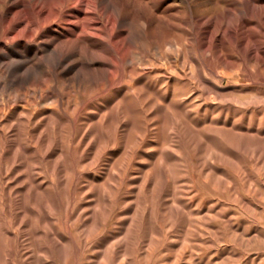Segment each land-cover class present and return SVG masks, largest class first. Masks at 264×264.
Masks as SVG:
<instances>
[{
    "label": "rangeland",
    "instance_id": "rangeland-1",
    "mask_svg": "<svg viewBox=\"0 0 264 264\" xmlns=\"http://www.w3.org/2000/svg\"><path fill=\"white\" fill-rule=\"evenodd\" d=\"M23 1L0 19V264H264V0Z\"/></svg>",
    "mask_w": 264,
    "mask_h": 264
},
{
    "label": "bare ground",
    "instance_id": "bare-ground-1",
    "mask_svg": "<svg viewBox=\"0 0 264 264\" xmlns=\"http://www.w3.org/2000/svg\"><path fill=\"white\" fill-rule=\"evenodd\" d=\"M84 2L86 1L87 3H93L94 5H98L100 2H101V0H83ZM104 1V0H103ZM157 1V0H156ZM192 1H194V0H192ZM221 1H223V0H208V3H214V2H221ZM238 2H240V0H237ZM246 2L244 3L246 6H248V0H245ZM190 2V1H189ZM66 3V2H65ZM105 3V2H104ZM103 3V4H104ZM108 3V4H107ZM114 3V2H113ZM29 4V3H28ZM106 5L104 6V9L108 6V5H110V2H106L105 3ZM216 4V3H215ZM242 4V3H241ZM59 5V4H58ZM29 6V5H28ZM46 7V6H45ZM92 7V6H91ZM111 7V6H110ZM253 7V6H252ZM254 7H256V6H254ZM18 8H22V9H20V10H18V11H16ZM34 8V7H33ZM51 8V7H50ZM50 8H40V9H37V13L38 14H40V17L42 16V19H43V21H45V22H47V21H49L50 19H52V18H54V17H59V15H61L60 14V12H59V8H56V9H54V7L52 8V9H50ZM261 8H262V6H261ZM264 8V7H263ZM86 9V8H85ZM84 9V11H86ZM91 9V8H90ZM110 9V8H109ZM109 9H107V10H109ZM33 10V9H32ZM152 10V9H151ZM83 10H80V14H82V13H84V17H83V19H88V22H87V25H75L76 26V30L77 29H80V32L82 33V34H84L86 37L87 36H91V35H95V34H92L93 32L92 31H94L93 30V28L91 27V26H94V25H97L98 23H99V21L98 20H100L98 17H94L95 19H93L92 17H90V14H89V16H87L88 14L87 13H85ZM97 11H99V10H97ZM32 12V11H31ZM62 12V11H61ZM68 12V11H67ZM66 12V13H67ZM103 12H104V10H103ZM263 12V11H262ZM22 14L23 16L21 17L22 18V22L23 21H28V20H31V16H30V11L27 9V5L24 3V1L23 0H4L3 2H1V0H0V19H2L3 20V22H2V24L4 23L5 24V27L6 26H10V23L15 19V17H17L16 15L17 14ZM33 13V12H32ZM90 13V12H89ZM99 13V12H98ZM116 13V12H115ZM100 14V13H99ZM198 14V13H197ZM215 14H217V16H219V13H215ZM263 14V13H262ZM33 15V14H32ZM93 15V14H92ZM91 15V16H92ZM96 15H98V14H96ZM95 15V16H96ZM63 16V15H62ZM66 16H69V17H73L74 16V14H71V13H69V14H66ZM94 16V15H93ZM119 16V15H118ZM205 17L207 16V18L209 19V21L210 22H212L213 21V19H214V17H213V15H212V13H210V12H207L206 13V15H204ZM20 17V16H19ZM77 17V16H76ZM81 18V17H80ZM102 18H103V16H102ZM115 18V17H114ZM118 18V17H117ZM37 19V18H36ZM41 19V18H40ZM63 19V18H62ZM92 19V20H91ZM222 19V18H221ZM67 20V19H66ZM66 20H63V21H66ZM77 20H79L78 18H77ZM218 20V19H217ZM39 21V20H38ZM51 21V20H50ZM87 21V20H86ZM101 21V20H100ZM103 21V20H102ZM18 22H20V21H18ZM21 22V23H22ZM31 22V21H30ZM40 22V21H39ZM68 22L69 21H67V23H65V24H68ZM71 22H73V21H71ZM76 22V21H75ZM74 22V23H75ZM78 22V21H77ZM76 22V23H77ZM81 21H79V23H80ZM117 22V21H116ZM24 23H26L27 24V22H24ZM33 22H31V24H32ZM41 23V22H40ZM70 23V22H69ZM117 23H119V22H117ZM25 24V25H26ZM63 24H64V22H63ZM80 24H82V23H80ZM115 24V23H114ZM16 25V24H15ZM33 26H34V24H32ZM42 25V24H41ZM112 25V24H111ZM116 25V24H115ZM227 25V24H226ZM245 25V24H244ZM31 27V26H29V23L25 26V27ZM25 27H24V29H25ZM36 27V26H35ZM96 27V26H95ZM112 27H115V26H112ZM111 27V28H112ZM238 27H240V26H238ZM4 28V27H3ZM33 28V27H32ZM41 28V27H40ZM51 28V27H50ZM12 29V28H11ZM15 29V28H14ZM42 29V28H41ZM91 29H92V31H91ZM222 29V28H221ZM27 30V29H26ZM32 30V29H31ZM35 30V29H34ZM67 30V29H66ZM70 30V29H69ZM97 30V29H96ZM114 30H115V28H114ZM114 30H113V32H114ZM23 31V30H22ZM71 31V30H70ZM78 31V30H77ZM92 33H91V32ZM98 31H100V28H99V30ZM214 31V30H213ZM223 31V30H222ZM6 32V31H5ZM15 32V31H14ZM19 32V31H18ZM28 32V31H27ZM97 32V31H96ZM112 32V31H111ZM112 32V33H113ZM122 32V31H121ZM217 32H219V31H217ZM16 33H17V31H16ZM15 33V34H16ZM73 33V32H72ZM99 33V32H98ZM212 33V32H211ZM7 34V33H6ZM214 34V33H213ZM78 35V34H77ZM97 35V34H96ZM113 35V34H112ZM9 36V35H8ZM7 36V37H8ZM17 35H15V37H16ZM215 36H217V35H215ZM74 37V36H73ZM80 38V37H79ZM92 38V37H91ZM14 39H16V38H14ZM84 39V38H83ZM90 39V38H89ZM124 39V38H123ZM128 39V38H127ZM73 40V39H72ZM71 40V42H70V46H72V47H74L75 45L76 46H78V44L80 43L81 45H82V47L83 46H85L86 47V43H87V40H81L80 42H78V41H72ZM1 41V40H0ZM68 41H69V39H68ZM84 42H86V43H84ZM46 43V42H45ZM43 44V43H42ZM53 44V43H52ZM57 44V43H56ZM60 44V43H59ZM89 45V44H88ZM92 45V44H91ZM6 46V45H5ZM24 46V45H23ZM53 46H54V44H53ZM90 46V45H89ZM67 47V46H66ZM168 47V46H167ZM68 48V47H67ZM70 48V47H69ZM78 48V47H77ZM90 48V47H89ZM96 48V47H95ZM210 48H211V46H210ZM3 49V48H2ZM36 49H38V48H36ZM83 49V48H82ZM82 49H81V51H82ZM26 50V49H25ZM45 50V49H44ZM75 50V49H74ZM73 50V51H74ZM91 50V49H90ZM262 50V49H261ZM7 51V50H6ZM35 51V50H34ZM42 51V50H41ZM210 51V50H209ZM208 51V52H209ZM19 52V51H18ZM37 52V51H36ZM47 52V51H46ZM207 52V51H206ZM16 53V52H15ZM79 53V52H78ZM80 53H82V52H80ZM257 53V52H256ZM8 54V53H7ZM37 54V53H36ZM44 54V53H43ZM63 54H65L64 52H63V48L61 47V46H57L56 48H54L53 50H52V54H50V58H51V60H52V62L54 61V62H62L63 60H62V55ZM206 54V53H205ZM21 55H22V53H21ZM34 55H35V53H34ZM34 55H32V56H34ZM42 55V54H41ZM40 55V56H41ZM46 55V54H45ZM78 55H80V54H78ZM256 55V54H255ZM5 56V55H4ZM12 57H13V55H11ZM25 56V55H24ZM35 56H37V55H35ZM34 56V57H35ZM39 56V57H40ZM65 56V55H64ZM63 56V57H64ZM2 57H3V55H2ZM23 57V56H22ZM28 57H30V56H28ZM34 57H33V59H34ZM46 57V56H45ZM257 57V56H256ZM38 58V57H37ZM77 58V57H76ZM81 58V57H80ZM22 59V58H21ZM31 59V58H30ZM42 59H44V58H42ZM38 60V59H37ZM47 60H49V59H47ZM10 61V60H9ZM30 61V60H29ZM50 61V60H49ZM48 61V62H49ZM3 62V61H2ZM8 62V60L6 61V58H5V61H4V63H7ZM11 62V61H10ZM13 62H15V61H13ZM12 62V63H13ZM19 62V61H18ZM22 62V61H21ZM20 62V63H21ZM26 62H27V60H26ZM34 62V61H33ZM39 62H41V61H39ZM38 62V63H39ZM44 62V61H43ZM66 62V61H65ZM75 62V61H74ZM9 63V62H8ZM45 63V62H44ZM70 63V62H69ZM68 63V64H69ZM75 63H77V62H75ZM74 63V64H75ZM257 63V62H256ZM11 64V63H10ZM30 64V63H29ZM31 64H32V62H31ZM30 64V65H31ZM40 64V63H39ZM49 64H50V62H49ZM57 64V63H56ZM71 64H73L72 62H71ZM70 64V65H71ZM5 65V64H4ZM8 65V64H7ZM13 65V64H12ZM32 65H34V64H32ZM47 65V64H46ZM59 65V64H58ZM69 65V66H70ZM81 65V64H80ZM6 66V65H5ZM15 66V65H14ZM43 66V65H42ZM41 66V67H42ZM75 66V65H74ZM8 67H9V65H8ZM11 67V66H10ZM44 67V66H43ZM55 67V66H54ZM58 67V66H57ZM63 67H65V66H63ZM34 68H36V67H34ZM33 68V69H34ZM37 68H38V66H37ZM68 68V67H67ZM29 70V69H28ZM27 70V71H28ZM23 71H24V69H23ZM26 71V72H27ZM32 71V70H31ZM9 72H11L10 70H9ZM22 72V71H21ZM20 72V70H19V73H21ZM23 73V72H22ZM25 73V72H24ZM28 73H29V71H28ZM20 75H22V74H20ZM26 75V74H25ZM10 76V75H9ZM31 76V75H30ZM13 77V76H12ZM15 77V76H14ZM26 77V76H25ZM24 77V78H25ZM16 81V80H15ZM13 82V81H12ZM17 82V81H16ZM20 84H21V82H20Z\"/></svg>",
    "mask_w": 264,
    "mask_h": 264
}]
</instances>
